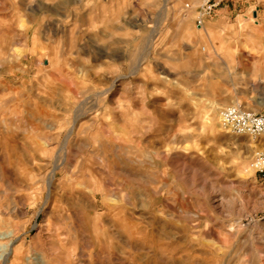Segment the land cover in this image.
<instances>
[{
  "label": "rangeland",
  "instance_id": "obj_1",
  "mask_svg": "<svg viewBox=\"0 0 264 264\" xmlns=\"http://www.w3.org/2000/svg\"><path fill=\"white\" fill-rule=\"evenodd\" d=\"M203 3L0 0V264H264V143L220 120L264 113V46L227 47L264 0Z\"/></svg>",
  "mask_w": 264,
  "mask_h": 264
},
{
  "label": "built area",
  "instance_id": "obj_2",
  "mask_svg": "<svg viewBox=\"0 0 264 264\" xmlns=\"http://www.w3.org/2000/svg\"><path fill=\"white\" fill-rule=\"evenodd\" d=\"M222 4L221 0H204L199 10L197 23L202 27L210 20ZM189 7V6H188ZM221 126L237 137H249L264 143V113L254 112L241 103H234L220 110ZM251 170L261 180L262 220L264 221V151L251 162Z\"/></svg>",
  "mask_w": 264,
  "mask_h": 264
},
{
  "label": "crops",
  "instance_id": "obj_3",
  "mask_svg": "<svg viewBox=\"0 0 264 264\" xmlns=\"http://www.w3.org/2000/svg\"><path fill=\"white\" fill-rule=\"evenodd\" d=\"M223 1H227V0H221V2H223ZM247 11H248V9H246ZM225 12H226V10H225ZM242 13H244V14H242ZM242 13H238V9H235V10H233V11H231V13L230 14H233V15H237L238 17H240L241 15H246L247 14V12H245V11H242ZM252 14H254V22L255 23H258L259 21H261V14H256V12H254V11H252ZM262 45L264 46V38H262V39H255V40H245V41H231V42H229L228 41V48L229 47H233V48H235V47H245V46H257V47H262ZM262 59V58H261ZM251 61H246V62H244V63H242V64H248L249 65V63H250ZM257 62H261V60H258ZM254 87L255 88H257V87H260V88H262V89H264V85L263 84H261V85H259V86H257V85H254Z\"/></svg>",
  "mask_w": 264,
  "mask_h": 264
},
{
  "label": "bare ground",
  "instance_id": "obj_4",
  "mask_svg": "<svg viewBox=\"0 0 264 264\" xmlns=\"http://www.w3.org/2000/svg\"><path fill=\"white\" fill-rule=\"evenodd\" d=\"M11 255V254H10ZM10 257V256H9ZM4 262V263H6L7 261H8V254L7 255H5V254H2V255H0V262Z\"/></svg>",
  "mask_w": 264,
  "mask_h": 264
}]
</instances>
